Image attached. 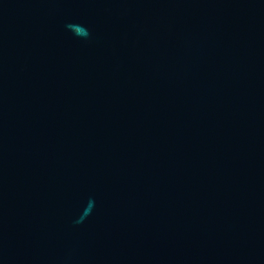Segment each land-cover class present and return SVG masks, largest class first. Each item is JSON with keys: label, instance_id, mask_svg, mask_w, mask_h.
<instances>
[{"label": "water", "instance_id": "1", "mask_svg": "<svg viewBox=\"0 0 264 264\" xmlns=\"http://www.w3.org/2000/svg\"><path fill=\"white\" fill-rule=\"evenodd\" d=\"M0 264H264V0H0Z\"/></svg>", "mask_w": 264, "mask_h": 264}]
</instances>
